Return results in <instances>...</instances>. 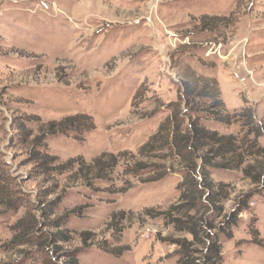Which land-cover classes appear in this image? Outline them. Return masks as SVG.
I'll return each mask as SVG.
<instances>
[{
  "label": "rangeland",
  "instance_id": "1",
  "mask_svg": "<svg viewBox=\"0 0 264 264\" xmlns=\"http://www.w3.org/2000/svg\"><path fill=\"white\" fill-rule=\"evenodd\" d=\"M184 65L258 127L201 119L255 155L198 182L205 207L190 213L219 236L211 264H264V0H0V264H177L182 242L206 261L201 237L170 216L187 182L180 159L140 153L166 120H195ZM77 111L88 130L49 135ZM19 221L34 224L27 243L14 241ZM40 245L44 257H26Z\"/></svg>",
  "mask_w": 264,
  "mask_h": 264
},
{
  "label": "trees",
  "instance_id": "2",
  "mask_svg": "<svg viewBox=\"0 0 264 264\" xmlns=\"http://www.w3.org/2000/svg\"><path fill=\"white\" fill-rule=\"evenodd\" d=\"M205 78L206 77L202 75H197L193 69L184 65L181 73L182 92L184 99H186L185 102H187L186 106L190 108L189 116H192L191 119L194 117L195 120L190 123L188 128L185 126L183 127V118L181 116L175 115L172 119L166 120V122L160 126L158 132L149 138L148 142L140 151L141 154L146 151L150 153L167 152L171 154V156L178 157L180 159L178 163L182 167V172L187 176V182L183 188L185 191H183L181 195L180 204L176 207H172L170 216H172V218L178 214H180V217L183 216L185 219L184 221L173 218L177 231L179 233L192 235L196 241L197 239L199 240L200 236L201 239L199 242L208 247V252L205 253L206 261L203 263L194 257L196 253L192 246L195 245V242H182L181 251L179 253L180 258L177 264H211L212 260L217 256L214 250L216 249V244L219 242V240H217L219 236L216 234L212 235L203 229L205 223L203 217L199 218V215H191L190 213L191 211L199 213L202 206H204L200 198L202 192L199 190L200 187L198 186V182H202L203 180L205 182L206 176H209L210 172L240 169L245 164V155H255V153H252L255 147L252 146L251 141H247L246 145L241 147L234 136L220 135V133L211 131L202 123L201 119H210L219 125H225L224 128L228 129L233 125L236 118H242L246 121L244 124L250 126L252 133H255L256 129L254 130V128L257 127L256 123L252 120V114L250 115L247 111H244L242 113V115H244L241 117L238 114L231 115L224 105L217 83L213 81V79ZM75 114V116L68 118L70 125H67L64 129L51 132L49 135L53 136V138H76L72 134H74V132L79 134L82 130L87 128L86 124L81 122L87 120L88 116L87 113L83 111H77ZM16 129H23L25 132L23 126L16 127ZM38 142L41 143L42 139H37V144ZM103 160L104 159H98L96 163L98 164L100 162L101 164ZM104 162L106 161L104 160ZM112 170L113 167L107 165L104 167L101 166V168L99 167L97 169L98 176L95 177L94 180H106L105 175L112 172ZM249 170V167L244 168L243 172L245 175H251ZM262 176L264 177V163H262ZM255 181L259 182L260 180ZM214 195L215 193L211 192L209 198L213 205H215V201L211 197ZM2 199H5V197ZM63 222H65L64 219H60V221H53L51 223L58 226V224ZM34 228V224L19 221L15 228L16 235L14 241H16V243H27L28 240L32 239H28L27 237L32 233ZM223 232L224 233H221L222 235L225 234V231ZM44 236L46 237L47 235ZM55 238H65V236L59 234L56 235ZM40 247L41 249H39L37 254H27L26 257L31 258V256L34 255L44 257L43 253L46 249L41 245ZM45 264L52 263L49 262ZM70 264H79L77 257H71ZM212 264L216 263L214 262Z\"/></svg>",
  "mask_w": 264,
  "mask_h": 264
}]
</instances>
